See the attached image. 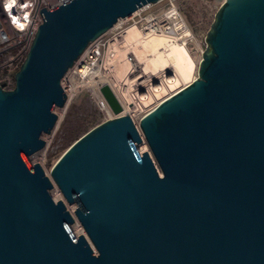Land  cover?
<instances>
[{"label": "water", "instance_id": "1", "mask_svg": "<svg viewBox=\"0 0 264 264\" xmlns=\"http://www.w3.org/2000/svg\"><path fill=\"white\" fill-rule=\"evenodd\" d=\"M160 1L40 9L14 87L0 85V264H264V0L223 1L198 77L143 115L140 133L128 115L108 119L50 178L25 158L43 149L67 99L61 80L87 45ZM75 220L86 236L71 233Z\"/></svg>", "mask_w": 264, "mask_h": 264}, {"label": "built area", "instance_id": "2", "mask_svg": "<svg viewBox=\"0 0 264 264\" xmlns=\"http://www.w3.org/2000/svg\"><path fill=\"white\" fill-rule=\"evenodd\" d=\"M69 1L71 0H15L12 3V0H0V44L4 48L16 47L17 57L21 58L19 66L42 22L40 9L50 10ZM153 5L155 4L143 5L129 17L119 19L111 29L90 42L61 80L63 90L70 88L73 84L75 92H78L84 84H91L99 91L102 86L106 85L121 106V111L123 109L121 101L129 103L131 106L136 105L133 108L134 111L128 116L136 117L139 120L162 99L173 93L174 91H169L160 98L153 96L155 85L160 82L159 76H156L155 79L145 76L139 80L140 69L132 58L131 50L125 47L126 35L130 28H136L143 39L153 35H174L178 40L186 39L187 28L173 5L171 4L169 8L160 12H151L150 8ZM123 50L129 62L130 72L128 71L127 76L129 78L128 82H125L128 95L120 93L122 87L114 84L115 90L120 94V98H118L113 89L108 84H104L102 79L111 77L115 73L116 63L121 58ZM165 74L168 76V73ZM151 95L155 97L154 100L148 105H144L142 102ZM96 99V103L101 106L102 110L110 111L102 98L96 97ZM141 104L143 105L141 106ZM121 115L123 114L119 113L117 116Z\"/></svg>", "mask_w": 264, "mask_h": 264}, {"label": "rangeland", "instance_id": "3", "mask_svg": "<svg viewBox=\"0 0 264 264\" xmlns=\"http://www.w3.org/2000/svg\"><path fill=\"white\" fill-rule=\"evenodd\" d=\"M223 1L224 0H161L150 8L151 12H160L166 10L172 4L183 19L187 28L188 35L186 36L185 47L194 62V71L189 80L182 81L173 91L186 86L198 77L199 62L207 47L205 40L206 34ZM120 56L122 57V52ZM20 61L21 58L17 57L16 47L4 48L0 44V85H2L3 89L10 90L14 87V75L20 67ZM117 67L118 62L116 63V70ZM167 75L171 76L170 72ZM64 91L66 94V90ZM96 97L104 100L100 90H96L91 84H84L78 92L74 93L66 108L64 117L59 122L43 156L41 157L37 152L31 156L25 157L31 167L38 163L45 174L50 178L52 166L71 143L98 124L118 115L114 114L112 110L108 112L102 110L101 106L96 103ZM104 102L106 103L105 100ZM53 112L57 115L55 110H53ZM131 119L139 129V119L136 117ZM47 138L48 134L42 133L40 135V139H42L44 143ZM142 142L138 145V149L141 148L142 152L149 151L144 139ZM50 195L54 201H64L60 191L54 184L53 188L50 190ZM65 205L72 213L74 206L67 205L66 203ZM69 228L75 237L79 235L86 236L84 230L76 220Z\"/></svg>", "mask_w": 264, "mask_h": 264}, {"label": "bare ground", "instance_id": "4", "mask_svg": "<svg viewBox=\"0 0 264 264\" xmlns=\"http://www.w3.org/2000/svg\"><path fill=\"white\" fill-rule=\"evenodd\" d=\"M187 35L188 33H186V36ZM184 39L185 38L178 40L174 35H153L143 39L136 28H130L127 32L125 47L126 49L131 50L130 52L133 54L132 58L140 69L138 79L140 80L145 76L151 77L152 79H155L156 76H159L160 78V82L156 84L154 88L153 96L156 98H160L169 91L175 90L182 81L189 80L194 71V62L185 47ZM128 71V58L125 57V52H122V57L119 58L116 72L111 77H105L102 79L104 84H108L110 88L113 89L118 98H120V94L115 90L114 84L121 86L122 90L120 93L127 96L128 88L125 85H127L126 83L128 82ZM168 72L171 73V76H165V73ZM75 91V86L72 84L70 88L66 89L67 99L65 105L62 108L54 109L55 112H57V121L51 132L48 134L43 149L38 151L41 157L50 143L59 122L64 117L66 108ZM155 97H152L151 95L142 103L148 105ZM121 102L123 109L120 114L130 115V113L134 111L133 108L136 105L131 106L129 103L124 101ZM143 104H141V106ZM139 151L142 152L141 148Z\"/></svg>", "mask_w": 264, "mask_h": 264}, {"label": "snow or ice", "instance_id": "5", "mask_svg": "<svg viewBox=\"0 0 264 264\" xmlns=\"http://www.w3.org/2000/svg\"><path fill=\"white\" fill-rule=\"evenodd\" d=\"M15 2V0H12V3H14ZM9 7H11V4H9ZM15 22V21H14Z\"/></svg>", "mask_w": 264, "mask_h": 264}]
</instances>
